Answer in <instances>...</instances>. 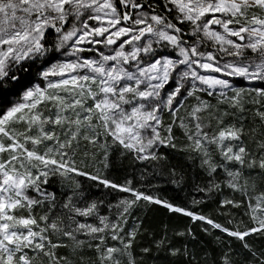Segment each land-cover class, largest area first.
I'll return each mask as SVG.
<instances>
[{"label": "snow or ice", "instance_id": "1", "mask_svg": "<svg viewBox=\"0 0 264 264\" xmlns=\"http://www.w3.org/2000/svg\"><path fill=\"white\" fill-rule=\"evenodd\" d=\"M33 67L39 82L0 109V264H142L139 222L126 229L141 200L236 238L264 264L246 239L264 236V130L245 127L251 101L264 129V88L232 82H264V0H0V103ZM174 127L210 181L223 171L242 194L221 205H245L253 226L224 227L88 170L101 156L107 168L114 147L134 161H163L158 149L177 147ZM77 177L132 198L101 215L104 201L84 203ZM53 179L69 182L60 197L48 190ZM156 248L181 254L164 238ZM220 264H233L230 253Z\"/></svg>", "mask_w": 264, "mask_h": 264}, {"label": "trees", "instance_id": "2", "mask_svg": "<svg viewBox=\"0 0 264 264\" xmlns=\"http://www.w3.org/2000/svg\"><path fill=\"white\" fill-rule=\"evenodd\" d=\"M35 71L36 68L33 67L28 73L21 75V83L17 85L15 94L5 95L3 102L0 103V109L7 107L9 101L19 98L24 87L38 81L33 75ZM256 88H264V82L258 81L255 85L244 89L251 92ZM203 99L209 100L213 105L217 102L216 98L206 95L203 96ZM252 99H256L255 95ZM188 103L192 104L195 101L189 98ZM248 106L250 110L247 113L246 129L264 130L259 121L254 120L252 116V111L259 105L251 104L249 101ZM180 114L184 115L183 110ZM170 119L165 113V122L167 123ZM174 134L177 145L175 149L167 147L158 149V152L166 157L163 161H134L131 155L114 147L109 150L106 161L107 168L103 166L105 161L101 156L94 165L89 164L88 170L93 173L98 171L103 177L119 185H124L126 181L131 180L132 186L137 190L190 209L224 227L245 230L253 226V221L246 214L245 205L239 208L221 205V201L225 199L233 201L243 199L241 193L227 187L225 173L218 171L210 181L206 170L200 167L199 159L182 150L186 143L183 131L174 127ZM216 159L219 158L216 157ZM172 169H175L176 175L172 174ZM76 179L80 181L81 189L86 196L84 203L91 200L104 201V205L99 209L101 215H113L117 211L115 208L109 209L107 205H115L121 199L132 198L130 193L105 189L102 186L97 188L95 182L86 178L77 177ZM174 181H178V183H174ZM210 182L219 184V189L198 191V188L204 189ZM68 185L67 181L60 183L57 179H53L47 187L49 191H55L60 197L61 192L68 190ZM72 186L74 187V185ZM193 201H199V203H193ZM131 212L132 215L128 219L126 229L139 222L140 231L135 241L134 255L138 261H142V264H220L221 257L225 253H230L233 264H255L253 257L243 248L239 240L229 237L220 230L212 229L203 221H193L190 217L180 213L169 212L162 205L150 204L142 200ZM205 228L208 229L207 232L204 231ZM189 230L192 235L187 234ZM179 232H184L185 235H177ZM162 238L172 248L181 249V254L171 256L168 254L167 248L157 251L156 242ZM246 239L254 251H264V236L253 234ZM146 247L151 249L150 254L142 253V249ZM185 248L188 251L187 256L182 254ZM63 251L61 250L62 254Z\"/></svg>", "mask_w": 264, "mask_h": 264}, {"label": "rangeland", "instance_id": "3", "mask_svg": "<svg viewBox=\"0 0 264 264\" xmlns=\"http://www.w3.org/2000/svg\"><path fill=\"white\" fill-rule=\"evenodd\" d=\"M58 59H59V57H58ZM225 59H230V58H225ZM36 82H39V81H36ZM36 82H33V83H36ZM232 82H233V84H234L235 86H237V87L248 88V87H251V86L255 85L258 81H248V80H245V79H243V78H233ZM31 84H32V83H31ZM31 84H30V85H31ZM30 85H28V86H30ZM26 87H27V86H26ZM23 90H24V88L21 90L20 95L22 94ZM19 98H20V96H19ZM19 98L14 99V100H18ZM14 100H13V101H14Z\"/></svg>", "mask_w": 264, "mask_h": 264}]
</instances>
